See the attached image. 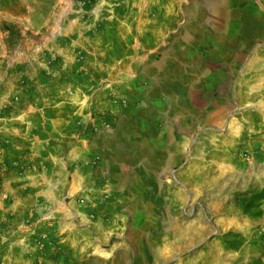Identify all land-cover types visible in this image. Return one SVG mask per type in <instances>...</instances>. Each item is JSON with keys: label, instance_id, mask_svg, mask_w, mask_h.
<instances>
[{"label": "rangeland", "instance_id": "1", "mask_svg": "<svg viewBox=\"0 0 264 264\" xmlns=\"http://www.w3.org/2000/svg\"><path fill=\"white\" fill-rule=\"evenodd\" d=\"M203 1L137 143L126 29L163 1L0 0V264H264V0Z\"/></svg>", "mask_w": 264, "mask_h": 264}, {"label": "crops", "instance_id": "2", "mask_svg": "<svg viewBox=\"0 0 264 264\" xmlns=\"http://www.w3.org/2000/svg\"><path fill=\"white\" fill-rule=\"evenodd\" d=\"M159 1H163L162 3L166 7H154L155 13H151L153 16L152 24L148 25L146 29H141V31H139L138 23H133L131 30L126 29V35H132L128 40H125V45L132 49L131 59L138 62H151L148 65L151 70H143L142 74L145 80L151 78L152 96L158 102L151 106H147L144 103L134 105L129 112L131 113L130 116L125 119L124 126L120 128L123 136L132 137L137 143H143L144 141L152 142L162 138L159 128L160 125L164 126L167 116L159 104L162 96L161 93L174 87L172 77L167 76L166 71L163 70V65L166 67L167 64L165 62L162 64L163 62L154 61L156 51L167 46V54L171 53L173 55L171 62L179 59L182 63L184 62L183 59L187 61L196 45L193 36L189 34L188 27H186L191 19L190 12L192 9L190 6H196V0H191V3L186 6L185 22L181 12H179L180 7H177L178 5L180 6V0ZM201 4L205 6L203 0ZM137 76L139 77L138 73L133 79H138L136 78ZM130 83L134 84L136 82L133 80Z\"/></svg>", "mask_w": 264, "mask_h": 264}, {"label": "trees", "instance_id": "3", "mask_svg": "<svg viewBox=\"0 0 264 264\" xmlns=\"http://www.w3.org/2000/svg\"><path fill=\"white\" fill-rule=\"evenodd\" d=\"M4 27H5L6 31H9V29H10L9 26L5 25Z\"/></svg>", "mask_w": 264, "mask_h": 264}]
</instances>
